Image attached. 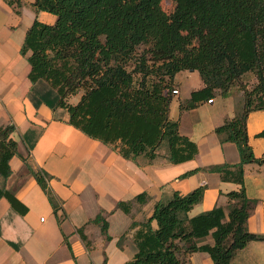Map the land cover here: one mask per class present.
<instances>
[{
	"label": "trees",
	"instance_id": "obj_1",
	"mask_svg": "<svg viewBox=\"0 0 264 264\" xmlns=\"http://www.w3.org/2000/svg\"><path fill=\"white\" fill-rule=\"evenodd\" d=\"M161 1L34 0L30 6L35 12L52 13L56 20L49 24L34 19L20 53L27 55L29 79H44L56 90L69 124L129 159L163 157L168 163H180L197 153L195 142L181 135L178 121L169 116L177 72L196 70L203 83L180 104L181 109L213 99L215 93L225 95L239 82L242 108L215 132L222 141L236 144L240 161L209 168L221 179L242 185L239 191L228 193L235 202L227 205V213L217 206L189 217L203 188L187 194L173 192L168 200L154 205L144 222L133 223L132 227L139 226L133 234L137 250L124 263L190 264L185 259L188 253L204 251L212 264H229L248 241H264V234L245 227L251 200L243 187V165L264 163V156H254L246 132L248 113L264 110V0H170L169 13L161 8ZM248 72L256 78L251 90L241 81ZM79 91L78 101L69 103L68 98ZM13 131V125L0 126L3 178L10 174L9 161L17 153ZM28 168L56 214L59 204L48 188V175ZM2 196L20 214L26 212L27 207L3 186ZM144 199L143 194L137 196L138 201ZM129 205L118 202L125 212ZM94 222L109 239L100 213ZM78 232L85 241L82 229ZM207 235L213 244H198Z\"/></svg>",
	"mask_w": 264,
	"mask_h": 264
},
{
	"label": "crops",
	"instance_id": "obj_2",
	"mask_svg": "<svg viewBox=\"0 0 264 264\" xmlns=\"http://www.w3.org/2000/svg\"><path fill=\"white\" fill-rule=\"evenodd\" d=\"M33 1L0 0V126L13 125L11 137L17 143V153L9 161L11 172L0 176V187L27 207L20 214L0 197V264H124L137 250L133 234L139 226L132 227L133 223L144 222L154 205L175 191L187 194L203 188L189 217L217 206L227 213V205L235 202L228 193L242 185L221 179L209 168L240 161L236 144L222 141L215 132L241 110L240 94L229 89L225 95L215 93L211 102L206 99L181 109L180 104L203 83L196 70L177 72L173 88L178 93L170 102L169 116L178 121L179 133L195 142L197 153L180 163H168L163 157L125 158L69 124L67 110L58 105L59 95L47 81L29 79L27 55L20 53L25 33L34 19L49 24L56 20L52 13L35 12ZM78 99L70 96L68 102ZM246 132L254 156H264V110L248 113ZM28 165L48 175V188L59 204L56 214ZM243 187L251 200L245 227L264 234V163L243 165ZM141 194L145 199L138 201ZM118 202H129V211ZM99 213L107 222L109 239L94 222ZM151 226L157 227L155 220ZM90 241L91 245L85 244ZM198 244H213V238L207 235ZM185 259L190 264H212L204 251L188 253ZM229 264H264V241H248Z\"/></svg>",
	"mask_w": 264,
	"mask_h": 264
},
{
	"label": "rangeland",
	"instance_id": "obj_3",
	"mask_svg": "<svg viewBox=\"0 0 264 264\" xmlns=\"http://www.w3.org/2000/svg\"><path fill=\"white\" fill-rule=\"evenodd\" d=\"M172 7H173V3L170 0H162L161 1V8L165 12L169 13L172 10ZM141 48L142 47H140L139 49H141ZM241 81H242V84H244L247 89L251 90L253 88V86L255 85V83H256V78H255L254 73L248 72V73L244 74L241 77ZM230 90L232 92H234L235 94H240V96L243 98V91L240 88L239 82H236V83L232 84V86L230 87ZM78 98L79 97H78L77 94L71 96V99L73 101H75ZM160 152H164V149L161 148L160 149ZM91 244L92 243L90 241V243L88 244V246L91 245Z\"/></svg>",
	"mask_w": 264,
	"mask_h": 264
},
{
	"label": "built area",
	"instance_id": "obj_4",
	"mask_svg": "<svg viewBox=\"0 0 264 264\" xmlns=\"http://www.w3.org/2000/svg\"><path fill=\"white\" fill-rule=\"evenodd\" d=\"M171 93H172L173 95H175V94L178 93V90H177L176 88H173V89L171 90ZM207 101H208V102H211L212 99H208Z\"/></svg>",
	"mask_w": 264,
	"mask_h": 264
}]
</instances>
